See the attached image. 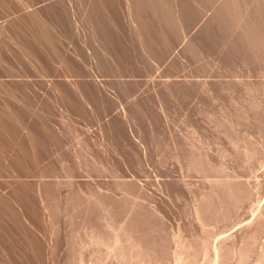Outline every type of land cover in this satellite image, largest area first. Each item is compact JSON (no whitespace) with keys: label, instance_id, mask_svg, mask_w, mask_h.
<instances>
[{"label":"rangeland","instance_id":"rangeland-1","mask_svg":"<svg viewBox=\"0 0 264 264\" xmlns=\"http://www.w3.org/2000/svg\"><path fill=\"white\" fill-rule=\"evenodd\" d=\"M0 122V264H264V0H0Z\"/></svg>","mask_w":264,"mask_h":264},{"label":"bare ground","instance_id":"bare-ground-1","mask_svg":"<svg viewBox=\"0 0 264 264\" xmlns=\"http://www.w3.org/2000/svg\"><path fill=\"white\" fill-rule=\"evenodd\" d=\"M5 2H6V1H5ZM150 4H151V3H150ZM153 6H154V5H153ZM72 9H73V8H72ZM154 9H155V8H154ZM105 11H106V10H105ZM152 11H153V10H152ZM94 12H95V11H94ZM158 15H159V14H158ZM167 17H168V16H167ZM169 18H170V17H169ZM164 19H165V18H164ZM168 21H169V20H168ZM152 24H153V23H152ZM147 25H148V24H147ZM153 25H154V24H153ZM155 26H156V24H155ZM149 27H150V24H149ZM156 27H157V26H156ZM156 27H155V28H156ZM152 28H153V27H152ZM152 28H151V29H152ZM155 28H154V29H155ZM154 29H153V30H154ZM158 29H159V28H158ZM158 29H157V30H158ZM141 30H143V29H141ZM147 30H148V29H147ZM160 30H161V29H160ZM160 30H159V31H160ZM149 33H150V31H149ZM155 34H156V33H155ZM157 34H159V33H157ZM154 36H155V35H154ZM1 121H2V123H6V122H3V119H2ZM0 123H1V122H0ZM0 125H1V124H0ZM1 126H2V125H1ZM2 128H3V127H2ZM5 128H6V126H5ZM19 168H20V167H19ZM19 168H18V169H19ZM23 168H24V167H23ZM21 171H22V170H21ZM19 172H20V171H19ZM12 193H13V192H12ZM26 194H27V193H26ZM18 196H19V194H18ZM0 202H1V201H0ZM23 202H24V201H23ZM6 203H7V202H6ZM3 204H4V203H3ZM9 209H10V208H9ZM45 216H46V215H45Z\"/></svg>","mask_w":264,"mask_h":264},{"label":"crops","instance_id":"crops-1","mask_svg":"<svg viewBox=\"0 0 264 264\" xmlns=\"http://www.w3.org/2000/svg\"><path fill=\"white\" fill-rule=\"evenodd\" d=\"M168 20H169V19H168ZM156 26H157V25H156ZM156 26H154L153 28H152V26H151V27H150V28H152L151 30H153ZM157 29H158V27H156L154 30H157ZM160 29H161V28H160ZM160 29H159V30H160ZM159 30H158V31H159ZM160 31H161V30H160ZM152 59H153V58H152Z\"/></svg>","mask_w":264,"mask_h":264}]
</instances>
